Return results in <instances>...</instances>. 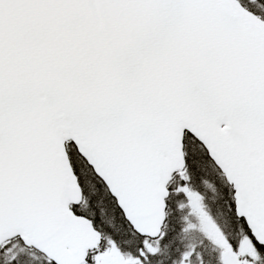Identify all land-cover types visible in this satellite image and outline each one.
Wrapping results in <instances>:
<instances>
[{"label":"snow or ice","instance_id":"6c2138e0","mask_svg":"<svg viewBox=\"0 0 264 264\" xmlns=\"http://www.w3.org/2000/svg\"><path fill=\"white\" fill-rule=\"evenodd\" d=\"M0 264H264V0H0Z\"/></svg>","mask_w":264,"mask_h":264}]
</instances>
